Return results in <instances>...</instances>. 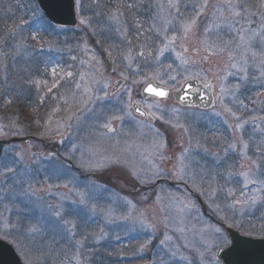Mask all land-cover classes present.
Instances as JSON below:
<instances>
[{"label": "rangeland", "instance_id": "374dc122", "mask_svg": "<svg viewBox=\"0 0 264 264\" xmlns=\"http://www.w3.org/2000/svg\"><path fill=\"white\" fill-rule=\"evenodd\" d=\"M203 2L179 0L176 12L168 0H77L78 26L67 39L58 30L61 26L57 29L44 21L37 1L0 0V140L35 134L43 141L33 143L36 153L24 143L0 147V238L12 243L27 264L39 251L46 253L41 264H138L143 258L151 264H171L190 250L198 264H215L219 248L210 249L211 242L224 234L213 226L216 231H203L207 220L181 187L188 181L194 189L198 184L191 182H201L206 172L214 170L217 178L224 175V183H213L215 190L206 198L214 201L226 192L223 200L217 199L240 214L238 218L263 216L264 154L259 151L264 153V66L249 58L246 71L241 72L230 68L233 61L227 51H219L237 35L224 25L215 27L220 23L213 19L214 12L220 17L218 5L223 7V17L234 19L223 0H207L195 26L184 34L182 26L200 12ZM239 2L246 6L247 15L234 28L241 24L258 28L264 22L261 0ZM257 11L261 15H254ZM189 77L203 81L214 77L216 109L182 110L173 100L140 98L142 87L152 79L173 88ZM123 78L124 86L108 98L114 82ZM15 92L21 93L19 99ZM134 98L153 121L135 115ZM223 105H229L231 112ZM219 117L224 118L222 123L216 121ZM105 123L115 131L110 132ZM237 124L242 127L237 129ZM220 130L224 131L221 138L212 139L228 143L224 151L239 156L231 172L218 175L215 166L224 167L223 156L214 145L205 150L200 137L204 131ZM63 141L73 147L74 170L60 157L62 153L43 147ZM209 151L213 162L204 166L202 158ZM246 151L255 158L250 160ZM182 153L183 174L179 171ZM116 166L129 173L116 170L113 180L104 177L112 186L93 176ZM244 172L255 182H248L241 175ZM134 178L138 185L151 187L153 195L138 193L129 184ZM159 178L178 186L156 185ZM111 188L118 190L116 197ZM175 188L179 191H171ZM253 194L261 197L254 205L234 204ZM254 225L258 227L248 233L264 236L263 226ZM33 227L39 231L29 233ZM87 231L97 242L93 244L92 238L87 242ZM201 232L207 234L202 235L201 246L191 249L186 243ZM62 238L68 244L63 249L57 245ZM105 241L107 257L98 262L94 260L98 251L91 246Z\"/></svg>", "mask_w": 264, "mask_h": 264}, {"label": "snow or ice", "instance_id": "6c2138e0", "mask_svg": "<svg viewBox=\"0 0 264 264\" xmlns=\"http://www.w3.org/2000/svg\"><path fill=\"white\" fill-rule=\"evenodd\" d=\"M224 5L227 6L228 11L231 13V16L234 19H228L227 17H223V7L218 5V10L220 11V17L216 16V13H213V19L214 21L216 19H220V23H216L215 27L219 29L222 25L230 28L233 31H236L237 35L233 40H229L224 42L223 46L219 48V51L224 52L227 51L229 60L233 61V63L230 64V68H239L241 72L246 71V66L249 63V58H251L252 61L257 62V66H264V22L260 23L258 28H250L245 26L244 24H241L239 29L234 28L235 24L240 23V19L242 17H246L247 15V8L245 5L241 4L239 0H223ZM179 0H168V6L170 9H174L176 12H179ZM201 10L197 13L196 16H194L187 24H184L182 26L184 34L187 35L188 31H190L191 27L195 26L197 19L199 18V15L202 14L203 9L207 7V0H204L203 4L200 6ZM261 8H264V0H261ZM254 15H261L259 11L254 13ZM115 18V17H113ZM262 21H264V16L261 17ZM83 23H87V21H82ZM252 21L247 20V23L250 24ZM208 31V29H206ZM176 37H173L171 39L172 43H175ZM205 44H207V41H204ZM229 45H234L233 48H229ZM258 45L259 50L255 47ZM237 54L239 58L237 59ZM143 55V53H141ZM183 63L187 64L188 60H183ZM53 72H55V69H53ZM231 74L230 72L228 73ZM68 75H71L69 73ZM261 75H264V71L261 72ZM170 79L175 80V77H170ZM107 85H105V88ZM90 91V90H89ZM145 91L149 93H153L157 97H166L168 95V92L162 89H158L155 87H152L149 85ZM222 92L226 91V89L222 88ZM105 96H107V92H105ZM91 97H88L90 99ZM180 100H185L184 96L180 97ZM84 103L87 102V100L83 101ZM151 107V105H149ZM158 107V105H157ZM137 112H140L141 115H146L147 113L141 112V109L139 107L136 108ZM174 111H178V109H174ZM229 112H231V109H228ZM235 115V113H233ZM112 119H119V117H112ZM104 127L108 128L110 132L115 131L109 123H105ZM237 129H240L242 127L241 124L236 125ZM0 131H3L2 128H0ZM243 148L247 149L248 145L247 142L242 141ZM229 147L235 148V144H231ZM183 159L184 154L182 153L180 156L181 160V166H180V173L183 174L184 172V165H183ZM118 162V161H117ZM255 164L256 162L253 161ZM259 167V165H256ZM11 171V169H9ZM245 177L248 182H255L252 180H249V173L244 172L241 173ZM261 199L260 196L253 194L250 196H247L244 201H237L238 203H247L250 205H254L257 200ZM83 201V197H82ZM55 215L60 216V212H56ZM67 223H71L70 221ZM74 226V225H73ZM39 228L33 227L29 228L28 232H38ZM219 232V229H217ZM25 255L27 256L28 253L26 252ZM46 256V253L43 251H39L38 254L34 257L33 260L29 261V264H41L42 259ZM73 259H76V257H73Z\"/></svg>", "mask_w": 264, "mask_h": 264}, {"label": "water", "instance_id": "95a60500", "mask_svg": "<svg viewBox=\"0 0 264 264\" xmlns=\"http://www.w3.org/2000/svg\"><path fill=\"white\" fill-rule=\"evenodd\" d=\"M38 2L41 8L45 11L47 17L55 24L71 26L76 24L75 0H38ZM149 85L162 89L154 83H150L143 90L145 97L153 96L156 98H165L157 97L153 93L145 91ZM120 86L121 82H119L113 91H116ZM212 93L213 87L210 82L207 86H204L203 89L200 87L198 81L190 80L183 83L182 87L174 93V97L177 102L183 105L198 106L205 109L213 106ZM181 96H184L185 100L181 101ZM136 108L137 106H135L136 114L147 117V114L141 115L140 112H137ZM141 112L145 113L142 109ZM15 141L20 142L21 139H13L2 143L9 144ZM231 238L232 247L220 254V259L225 264H264V240L243 239L235 232H231ZM0 264H22L13 248L3 241H0Z\"/></svg>", "mask_w": 264, "mask_h": 264}, {"label": "flooded vegetation", "instance_id": "af4514ba", "mask_svg": "<svg viewBox=\"0 0 264 264\" xmlns=\"http://www.w3.org/2000/svg\"><path fill=\"white\" fill-rule=\"evenodd\" d=\"M224 131H212V133H214V136L213 135H203L202 137H201V139H202V141H203V143L204 144H208L209 142H212V143H215V141L212 139V138H216V139H218V138H221L220 136H219V134H221L222 135V133H223ZM258 136H260L262 139H263V136L262 135H258ZM245 137H247V135H245V136H243V139L245 140ZM209 138H211V139H209ZM226 138H228V137H226ZM230 138H228L227 140H229ZM218 142V141H217ZM218 143H220V141L218 142ZM222 145H224L225 147L224 148H226V146H227V144L228 143H221ZM233 149V148H232ZM248 150V149H247ZM235 152V151H234ZM244 152H245V150H244ZM246 152H248V155H250L251 154V152L250 151H246ZM262 153L260 152V155H261ZM230 212V211H229ZM231 214V213H230ZM232 217V216H231Z\"/></svg>", "mask_w": 264, "mask_h": 264}]
</instances>
